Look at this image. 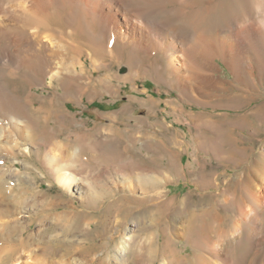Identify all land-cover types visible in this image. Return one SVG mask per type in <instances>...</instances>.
<instances>
[{"label": "bare ground", "instance_id": "6f19581e", "mask_svg": "<svg viewBox=\"0 0 264 264\" xmlns=\"http://www.w3.org/2000/svg\"><path fill=\"white\" fill-rule=\"evenodd\" d=\"M253 16L258 19L254 20ZM203 21L212 24L204 28ZM59 23L70 27L67 37H64L67 33L63 30L52 28ZM76 35L86 37L90 43L89 51L85 52L90 60L89 75L95 76L94 72L103 68L108 71L100 80L104 83L114 77L111 65L125 62L134 76L147 77L156 71L175 78L180 88L191 89L188 84L196 80L194 73L198 68L204 70L205 83H214L218 78L213 74L218 71L215 59L220 58L234 71L235 80L251 84V87L238 89L236 85L234 91L227 90V93L204 99L203 102L213 105L217 102L235 110L246 108L239 113L238 119L241 127L250 128V141L256 140V136L264 132V60L261 56L249 60L246 57L250 52L249 47L256 49L258 55L264 50V0H0V65L9 73L42 71L45 85L61 87L65 92V87H62L64 80L86 71L80 46L71 39ZM232 35L237 37V43L232 41ZM106 58L110 63L109 68L103 61ZM33 85L29 86L30 90ZM27 97L25 103L31 108H35L37 103L42 108L45 101L46 104L51 102L35 98L32 94ZM42 111L47 113V119L50 118V112L40 109ZM37 112L36 108L31 117L37 118ZM53 116L59 119L58 114ZM11 118L18 117L12 115ZM227 121L208 114L196 127L198 133L204 134L203 142L206 139L214 147V155L223 165L245 164L247 174L244 182L239 179L238 183L242 185L240 192L232 183L223 191L206 194L196 204L185 205L181 201L176 208L160 207L156 209L159 211L157 213H153V204L148 201H167L164 197L166 194L157 195L160 183L151 174L153 169L146 170L135 163L138 157L133 156L126 164L116 165V171L123 178L136 174L137 182L146 194L155 191V197L150 194L144 201L119 194L124 188L122 185L111 189L105 184L99 185L98 182L106 175L110 176L112 171V166L108 164L110 159L102 150L98 155L95 153L96 160L91 159L92 156L90 159L84 158L78 166L71 162L74 151L70 154L69 164L57 157L56 149L62 145H56L53 153V159L58 160L59 173L56 177L68 190L72 187L73 192L81 194L83 208L80 211L68 208L47 213L46 217L39 216V224L50 222L61 229L66 237V245L71 249L61 252L62 240L57 234H50L54 230L39 228L38 235L34 233L38 236L36 242L42 244L40 251L43 259L54 264L61 252L62 258L64 255L70 258L75 256L76 264H86L87 259L92 260L96 255H99L97 264H264V213L261 212L264 209V147L255 149L245 145L242 137L235 133L239 124ZM21 129L19 124L14 136H22L24 130ZM5 135L7 138L12 136ZM1 136L0 150H14L11 142L7 144V139L1 140ZM2 158L3 155L0 160ZM69 169L76 170L79 175ZM89 169L90 172L92 170L90 185L98 189L97 196L79 184V180L88 183ZM205 169L199 171L200 182H204V176H208L206 180L216 185L217 178L205 173ZM166 176L169 177V174L166 173ZM167 180L163 179L166 183ZM258 180L261 185L257 183ZM127 188V193L133 194L134 187L128 184ZM0 189L2 192V187ZM5 190H8V186ZM2 196L0 204L11 201L9 195ZM231 196L236 202L231 203ZM71 201L68 199V202ZM114 205L115 210L111 209ZM98 206L103 207V211H110L109 219L105 213L87 210H98ZM129 219L134 222L135 228L130 230L133 234L124 245L123 254L111 256L109 249L114 240L112 236L106 240V234ZM14 224L7 222L5 227L11 231L12 227L16 228ZM116 231L120 233V229ZM178 239L190 246V256L178 247ZM19 241L21 248L35 243L33 236H26L22 243ZM16 250L15 244L8 248V251ZM24 253L27 259L25 264H36L33 260L35 255L29 251ZM247 257L250 259L247 260ZM43 259L41 262L47 261Z\"/></svg>", "mask_w": 264, "mask_h": 264}, {"label": "rangeland", "instance_id": "374dc122", "mask_svg": "<svg viewBox=\"0 0 264 264\" xmlns=\"http://www.w3.org/2000/svg\"><path fill=\"white\" fill-rule=\"evenodd\" d=\"M253 18L254 20L258 19L257 16H253ZM202 24L204 28H207L212 23L203 21ZM52 28L66 32L64 37H67L70 31V27L65 23L55 24ZM71 39L80 46L86 71L76 74L77 76H73L72 79L64 80L62 87H65V92L61 87L55 88V86L45 85L42 71L18 72V74L15 72L14 74L9 73L8 69L0 65V134H2L1 140L7 139V144L10 141L11 147L14 149L12 151L0 150V156H4L0 160V173L3 177V181L0 182V188L3 189L0 192V199L3 198V194L11 197L8 204H0V264H17L18 262L25 264L27 259L24 251H29L35 255L33 260L36 264H51L46 258H44L47 260L45 261L41 255L40 247L42 244L36 242L39 228L54 230H51L50 234H57L62 240L61 252L71 250L66 245V237L62 235L61 229L55 228L54 223L39 224L40 215L45 216L47 213L68 208L80 211L83 208L81 206V194L73 192L72 187L68 190L65 184L56 177L59 173L56 165L58 160L53 159V153H55L54 148L58 144L62 146L58 149L55 148L56 154L59 155L57 157H61L60 160L68 161L70 164L69 157L74 151L71 162L78 166L82 159H90L91 156L93 159L102 150L105 156L110 159L108 164L112 166V171H110L111 177L106 175L108 177L102 178L101 182H98L99 185L105 184V187L110 189L122 185L124 188L119 194L124 193L125 197H137L144 201L150 194L155 197V191L152 190L151 193L146 194V191L137 182L138 176L136 174L129 178H125L127 176L125 175L123 178L119 177L116 171L117 166L126 164L131 160V157H138L135 163L139 164L141 168L153 169L151 174L160 183L157 195L166 194L164 197L167 198V201L149 199L148 202L153 204V213L159 212L156 209L160 207L161 209L176 208L181 201L185 205L196 204L206 194L218 190L223 191L232 183L237 186L238 193L240 192L242 185L238 182L239 179L242 182L245 181L247 168L244 163L237 166L223 165L214 155V147L206 139L203 142L204 134L198 133L199 130L196 126L206 115L214 114L218 120H228L227 123L239 124V127L235 128V133L242 137L245 145L253 146L255 149L264 147V132L256 136V140L250 141L248 139L251 133L250 128L240 126L239 113L244 112L246 108L235 110L217 102L216 105L203 102L204 99L221 96L227 93V90L228 92L234 91L236 85L238 89L251 87V84L240 83L235 80L234 71L220 58L215 59L218 71L213 74L218 78L214 80V83L211 81L205 83L203 80L207 79L202 74L204 70L198 68L194 73L196 80H192L188 84L191 89L180 88L175 78L156 71L147 77L134 76L130 74L125 62L111 65L110 70L114 77L110 79L111 81L108 80L104 83L100 80L108 72L106 68L95 71V76L89 75L90 60L85 54L89 51L88 39L80 35ZM231 39L236 43L238 41L235 35L234 37L232 35ZM244 43L248 44L247 42ZM249 50L250 52L246 54L247 60L253 59L255 56H261L264 60V50L259 55L256 49L249 47ZM103 61L109 68L110 63L107 58ZM20 74L23 76L21 77ZM31 84H34L32 90L29 87ZM29 94L35 98L51 102L46 104L45 101V106L42 108L38 106V103L35 108H31L25 103ZM36 108L38 109V117L32 118L31 113ZM40 109L50 112V118L47 119V113L40 112ZM54 114H58L59 119L55 118ZM12 115H16L18 118L13 119L11 118ZM44 118H46L45 122L43 121ZM19 124H21V130H24V136L18 138V135H14ZM12 125L18 126V128L14 127L13 129ZM5 133L12 136L7 138ZM209 141L212 140L209 139ZM49 158L50 162L48 161ZM179 158H182V164L179 163ZM94 159L96 160V158ZM176 164L179 165L181 171L186 173V177L170 179L172 170L174 173L178 172ZM170 168L172 169L168 170ZM202 168H206L205 173H210L212 178H217L216 185H211V181L206 180L208 176H204V182H200L199 174L202 172ZM90 169L89 178L86 179L88 183L79 180V184L83 189H90L93 195L97 196L99 195L98 189L90 185L92 182L90 179L92 178L90 176L92 170L90 172ZM70 171L79 175L76 170ZM168 171L171 176L166 183L163 179L167 178L166 173ZM212 174L215 175L212 176ZM178 181L183 182L177 183ZM173 183L177 184L172 185ZM257 183L261 185L260 180ZM128 184L132 188L134 187L133 194L127 193ZM6 186H8V190H5ZM98 187L101 188V186ZM243 195L246 196V194ZM233 197L231 196V203L236 202ZM68 199L72 201L68 202ZM25 201L26 203H24ZM115 206L111 209L115 210ZM234 207L237 208V205ZM97 208L98 210L91 208L87 210L93 213H105V217L111 215L110 211H103V207L98 206ZM125 208H127L126 205ZM261 212L264 213V209ZM3 221L15 223L16 228L12 227L14 231L12 232V229L9 231V228L5 227L7 222L1 223ZM133 225L134 222L129 219L127 223L110 230L106 234L108 236L106 240L111 239V236L114 240L109 249L111 256L118 253L123 254L124 245L127 244L129 236L133 234L130 231L135 228ZM3 229L7 231L5 232ZM119 229L120 233L117 234L116 230ZM26 236H33L35 243L21 248L22 244L19 245L18 240L22 243ZM13 244L18 250L8 251V248ZM63 245L66 246L64 250ZM177 245L184 254L190 256L191 248L185 245L183 240L178 239ZM61 252L57 255L54 264H76L75 259H73L75 256L70 258L64 255L62 258ZM97 256L99 255H96L92 260L87 259L86 264H97ZM40 258L44 261L41 262L42 259L40 260ZM249 259L250 257H247V260ZM105 264L113 263L106 262Z\"/></svg>", "mask_w": 264, "mask_h": 264}, {"label": "crops", "instance_id": "0c3cea01", "mask_svg": "<svg viewBox=\"0 0 264 264\" xmlns=\"http://www.w3.org/2000/svg\"><path fill=\"white\" fill-rule=\"evenodd\" d=\"M179 163H183L182 162V158H179ZM176 168H177V170H178V172L177 173H174V171L172 170V177L170 178V174H169V171H168V174H169V177H167L168 179L170 178V179H180V178H184V177H186V173L184 172V171H181V169H180V167H179V165L178 164H176ZM172 168H170V169H168V170H171ZM179 182H183V181H178L177 183H179ZM177 183H173L172 185H174V184H177Z\"/></svg>", "mask_w": 264, "mask_h": 264}]
</instances>
